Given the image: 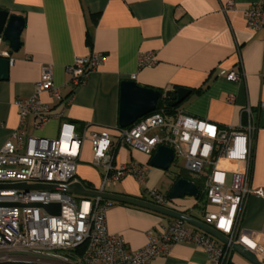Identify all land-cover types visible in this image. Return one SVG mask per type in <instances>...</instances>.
<instances>
[{
  "label": "crops",
  "instance_id": "crops-1",
  "mask_svg": "<svg viewBox=\"0 0 264 264\" xmlns=\"http://www.w3.org/2000/svg\"><path fill=\"white\" fill-rule=\"evenodd\" d=\"M227 1L0 0V10L24 18L21 47L11 53L13 62L8 78L0 80V149L20 125L16 99L32 96L43 68L50 65L63 99L59 101L50 93H41V100L52 106L51 117L40 127L36 126L33 116L27 117L23 124L24 143L29 137L57 139L62 123H73L76 134L85 137L77 165V178L83 184L90 183L92 189H99L102 184L104 169L93 164L90 138L94 131L107 130L114 138L117 164L136 162L146 167L144 182L128 174L109 191L150 200L149 189H158L169 196L175 182L186 178L203 191V200L188 195L169 197V208L202 221L206 212L217 209L209 204L204 190L209 167L203 175H197L183 164L178 166L177 159L181 158L174 154L170 166L162 169L151 165L154 154L116 142L121 83L132 80L141 86L162 89L164 94L175 86L191 89L178 112L218 127L238 128L247 124L244 109L249 106L257 126L252 139L250 184L264 191V108L261 107L264 28H249L244 16L248 5L263 0H233L235 7L224 11ZM89 32L92 43L87 39ZM0 50L11 52L4 37ZM92 52L104 53L105 60L84 84L70 85L67 67L77 57ZM147 52L155 54L156 63L140 68L139 57ZM223 72L243 76L233 81ZM217 167L226 171V182L230 184L233 174L244 172L247 164L221 158ZM175 219L144 207L113 201L107 211L106 227L136 251L148 243L149 231H158ZM240 232L254 233L258 243L264 246V195L247 197ZM228 259L230 264H254L234 250ZM151 264L213 263L204 248L181 242L173 245L168 255L155 257Z\"/></svg>",
  "mask_w": 264,
  "mask_h": 264
},
{
  "label": "built area",
  "instance_id": "built-area-1",
  "mask_svg": "<svg viewBox=\"0 0 264 264\" xmlns=\"http://www.w3.org/2000/svg\"><path fill=\"white\" fill-rule=\"evenodd\" d=\"M235 2L229 0L223 10H231ZM249 28H264V0L244 9ZM3 36H0V46ZM0 56L13 59L11 52L0 50ZM105 54L92 52L77 57L67 67L68 83L74 87L84 84L90 74L105 60ZM156 63L153 52L142 53L139 67ZM227 79L237 81L242 73L223 72ZM264 85V69L262 71ZM50 93L63 99L55 85L50 65L43 68L35 83L32 96L18 98L15 104L20 125L0 149V184H69L80 181L77 165L85 137L75 132V125L63 122L57 139L29 137L24 143L23 124L33 116L40 127L49 120L52 106L43 102L41 93ZM264 108V101L261 103ZM247 124L238 128L214 126L209 121L181 112L169 116L158 108L139 118L126 128H118L116 142L153 155L160 145L171 147L176 157L184 161L185 168L203 175L209 167L205 195L215 211L204 215V222L233 241L241 243L262 260L261 246L252 232H240V221L247 197L264 195L261 188H252L251 163L252 139L256 124L251 108L244 109ZM93 146V164L104 169L99 189L109 191L126 175L131 174L140 182L145 181L146 167L136 162H115L114 138L107 130L94 131L90 138ZM221 158L242 160L247 164L244 172L234 173L230 184L226 171L217 167ZM149 201L170 207L171 199L158 189L147 191ZM61 204L60 214L48 213L34 203ZM113 201L64 193L47 189H0V264H151L157 256L168 255L176 243L187 242L205 249L213 264H224L232 248L203 230L194 229L187 222L175 219L163 224L158 231H149V241L141 249L131 250L125 240L109 233L106 227L107 211ZM21 204H24L23 206Z\"/></svg>",
  "mask_w": 264,
  "mask_h": 264
},
{
  "label": "water",
  "instance_id": "water-1",
  "mask_svg": "<svg viewBox=\"0 0 264 264\" xmlns=\"http://www.w3.org/2000/svg\"><path fill=\"white\" fill-rule=\"evenodd\" d=\"M24 29V18L20 15L10 14L7 10H0V36H3L9 42L11 53L17 52L21 47V33ZM10 67V59L0 56V80L8 78ZM191 89L186 87H179L173 91L169 90L163 96L169 97L168 104L176 106L182 103ZM162 97V92L153 88L139 85L132 80H126L121 83V98H120V113L119 126L126 128L134 124L139 118L155 111L158 108V103ZM174 160V150L171 147L160 145L152 156L150 163L153 166L167 169ZM22 189L25 191L34 189H47L53 191H60L70 194H78L87 197L106 199L116 202L128 203L140 207H144L166 216H171L183 220L198 229L215 237L224 244L229 245L232 250L240 253L254 264H264V261L259 259L257 255L252 252L245 245L233 241L230 237L224 235L217 229L206 224L204 221L182 211L173 208L163 207L155 203L144 200L138 197H133L112 191H103L101 189L87 188L82 181H74L69 184H28L20 182L15 184H0V189ZM199 188L197 185L186 179H178L171 191L169 197L171 199L182 198L184 196H198ZM22 206L24 204H21ZM33 206L43 207L48 213L57 215L61 212V204L57 202L51 203H34Z\"/></svg>",
  "mask_w": 264,
  "mask_h": 264
},
{
  "label": "trees",
  "instance_id": "trees-1",
  "mask_svg": "<svg viewBox=\"0 0 264 264\" xmlns=\"http://www.w3.org/2000/svg\"><path fill=\"white\" fill-rule=\"evenodd\" d=\"M87 39H88L89 43H92V35H91L90 32L88 33ZM177 88H179V86H175V89H177ZM175 89H173V90H175ZM159 90L162 92V97L160 98L159 103H158V110L163 108L167 115H169V116L176 115L178 113V108H179L180 104H178L176 106H170L168 104L169 97L163 96L164 95V91L162 89H159ZM173 90H171V91H173ZM179 176H182V174L180 173ZM84 185L87 188H91V189L94 188L90 183H87V182L84 183ZM203 198H204V193H203V191H201L200 194L198 195V199L200 201H202ZM224 264H230L228 257L226 258Z\"/></svg>",
  "mask_w": 264,
  "mask_h": 264
},
{
  "label": "rangeland",
  "instance_id": "rangeland-1",
  "mask_svg": "<svg viewBox=\"0 0 264 264\" xmlns=\"http://www.w3.org/2000/svg\"><path fill=\"white\" fill-rule=\"evenodd\" d=\"M136 149V148H135ZM139 150V149H138ZM141 151V150H140ZM177 164H178V166H181L182 164L184 165V162H183V160H181V159H177Z\"/></svg>",
  "mask_w": 264,
  "mask_h": 264
}]
</instances>
